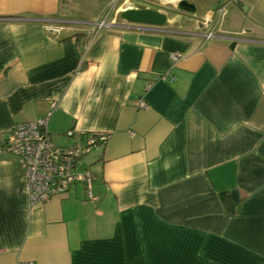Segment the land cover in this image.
I'll use <instances>...</instances> for the list:
<instances>
[{
  "label": "crops",
  "instance_id": "1",
  "mask_svg": "<svg viewBox=\"0 0 264 264\" xmlns=\"http://www.w3.org/2000/svg\"><path fill=\"white\" fill-rule=\"evenodd\" d=\"M177 1L157 28L134 0H0V264H264V0ZM53 104L56 144L108 138L94 199L30 207L3 144Z\"/></svg>",
  "mask_w": 264,
  "mask_h": 264
},
{
  "label": "built area",
  "instance_id": "2",
  "mask_svg": "<svg viewBox=\"0 0 264 264\" xmlns=\"http://www.w3.org/2000/svg\"><path fill=\"white\" fill-rule=\"evenodd\" d=\"M94 25L102 28L111 27L112 23L104 17L96 20ZM214 34V31H208L203 36L210 39L216 36ZM177 56L173 55L174 58ZM54 106L51 105L50 111L34 120L15 124L3 144L7 152L23 163L25 190L30 207L45 203L56 194L68 192L76 183L84 186L88 199H94L93 184L98 177L90 169L82 168V165L95 147L104 145L108 135L91 133L71 145L56 144L47 128ZM141 107H146L145 103L142 102ZM72 133V130L66 131L67 136Z\"/></svg>",
  "mask_w": 264,
  "mask_h": 264
},
{
  "label": "water",
  "instance_id": "3",
  "mask_svg": "<svg viewBox=\"0 0 264 264\" xmlns=\"http://www.w3.org/2000/svg\"><path fill=\"white\" fill-rule=\"evenodd\" d=\"M134 7H128L119 12L121 20L128 24H139L153 27H164L168 22V15L154 6H148L157 0H137ZM151 5V4H150ZM200 10L204 8L199 7ZM175 9L177 11H186L196 13L198 7L195 3L188 0H178Z\"/></svg>",
  "mask_w": 264,
  "mask_h": 264
},
{
  "label": "rangeland",
  "instance_id": "4",
  "mask_svg": "<svg viewBox=\"0 0 264 264\" xmlns=\"http://www.w3.org/2000/svg\"><path fill=\"white\" fill-rule=\"evenodd\" d=\"M158 1H162V0H158ZM166 2H168L169 0H165ZM116 6V5H115ZM115 9V8H114ZM116 10V9H115ZM166 12V11H165ZM164 12V13H165ZM88 17V16H87ZM84 20H91L90 18H88V19H84ZM56 142H58L59 144H62L63 142H61V141H56ZM88 157H87V159H85V165L86 166H88V164L87 163H89V161H90V156L91 155H87ZM85 165H84V167H85ZM92 166V165H91Z\"/></svg>",
  "mask_w": 264,
  "mask_h": 264
},
{
  "label": "flooded vegetation",
  "instance_id": "5",
  "mask_svg": "<svg viewBox=\"0 0 264 264\" xmlns=\"http://www.w3.org/2000/svg\"><path fill=\"white\" fill-rule=\"evenodd\" d=\"M134 1L138 2L137 0H134ZM150 4H151V5H154V4H156V1H155V2H153V3H149V5H150ZM149 5H148V6H149Z\"/></svg>",
  "mask_w": 264,
  "mask_h": 264
}]
</instances>
